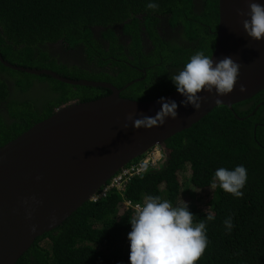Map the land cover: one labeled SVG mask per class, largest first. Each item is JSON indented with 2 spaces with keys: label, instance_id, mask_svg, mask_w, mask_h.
I'll list each match as a JSON object with an SVG mask.
<instances>
[{
  "label": "trees",
  "instance_id": "1",
  "mask_svg": "<svg viewBox=\"0 0 264 264\" xmlns=\"http://www.w3.org/2000/svg\"><path fill=\"white\" fill-rule=\"evenodd\" d=\"M180 1L185 0H155L159 8L153 11L146 8L149 0H0V53L12 65L35 69V55L42 64H54L47 61L48 43L61 40L71 48L83 44L90 54L96 48L91 27L121 22L131 17V8L136 13H160ZM209 2L217 13L218 0ZM166 4L171 6H162ZM37 78L0 63V147L51 116L50 110L41 114L19 109L9 99L8 84L17 93ZM41 78L61 90L58 105L76 97L81 102L100 97V88L72 87L51 77ZM174 91L170 83L163 91L135 90L128 97L150 101ZM18 117L22 119L16 121ZM162 148L165 161L158 170L131 179L122 192L113 190L95 203H84L59 227L37 238L16 264H130L127 234L134 213L124 202L142 203L146 194L159 195L173 205L187 202L194 223L207 214L215 216L207 222L210 243L196 264H264V90L231 110L214 108L191 128L167 139ZM241 164L248 173L242 198L211 188L217 168ZM228 216L234 223L230 234L223 224Z\"/></svg>",
  "mask_w": 264,
  "mask_h": 264
},
{
  "label": "water",
  "instance_id": "2",
  "mask_svg": "<svg viewBox=\"0 0 264 264\" xmlns=\"http://www.w3.org/2000/svg\"><path fill=\"white\" fill-rule=\"evenodd\" d=\"M248 0H218V25L213 59L231 57L240 64L238 81L232 93L206 97L199 111L178 108V117L162 126L135 129L133 118L153 116L161 108L157 101H134L119 96L107 84L68 80L57 74L0 63L11 70L31 75H49L61 82L86 87H103L111 95L76 102L57 109L50 117L0 147V264H16L35 240L59 227L100 190L119 170L143 156L154 146L191 128L214 108L244 102L264 90V40L254 41L242 27L237 10H246ZM264 3V0H259ZM243 84L246 91L240 92ZM163 97H183L174 91ZM127 124L128 127L124 128ZM33 205L32 219L26 218L25 200ZM37 225L33 232L31 225Z\"/></svg>",
  "mask_w": 264,
  "mask_h": 264
},
{
  "label": "flooded vegetation",
  "instance_id": "3",
  "mask_svg": "<svg viewBox=\"0 0 264 264\" xmlns=\"http://www.w3.org/2000/svg\"><path fill=\"white\" fill-rule=\"evenodd\" d=\"M209 1L212 2L180 1V5L166 7L165 12L160 13L148 10L136 13L137 11L131 8V17L121 22L91 27L92 40L95 41L93 47L96 48L92 49L90 54L83 44H76L71 48L59 40L46 44L49 54L47 61L54 64H42L38 59L39 55H35L34 64H37L38 70L51 71L68 80L107 84L125 99H130L128 95L135 90L163 91L164 87L171 83L169 76L179 71L196 50L204 49L212 54L216 40L218 9L216 13ZM173 8L175 9L171 11ZM35 76L39 78L34 79L30 87H25L17 93L11 84H8L9 99L15 102L19 109L38 110L41 114L50 110L53 114L64 105L81 102L76 97L58 105L61 90H54L44 81L46 79L41 78L51 76ZM89 88H100L97 93L99 98L112 94L110 88ZM54 103L57 107L51 108ZM8 116L5 115L6 119H9ZM20 119L22 118H15L16 121Z\"/></svg>",
  "mask_w": 264,
  "mask_h": 264
},
{
  "label": "clouds",
  "instance_id": "4",
  "mask_svg": "<svg viewBox=\"0 0 264 264\" xmlns=\"http://www.w3.org/2000/svg\"><path fill=\"white\" fill-rule=\"evenodd\" d=\"M146 8L156 11L159 4L149 0ZM242 17V27L246 35L254 41L264 40V3L259 0H248L246 10H237ZM240 64L229 56L213 59L204 50H196L184 63L183 67L171 74L169 80L183 99L178 103L167 97H160L161 108L153 116L140 115L133 118L129 114L135 129H151L162 126L168 119L178 117V108L191 107L199 111L206 99L202 92L216 95V104H221L220 97L233 92L238 81ZM240 92L246 91L243 84ZM143 95V94H142ZM128 125L125 124L124 128ZM248 180L247 169L237 165L232 169L219 167L215 170L211 188L219 187L234 198H242ZM26 205V218L32 219L33 205L39 201L32 198ZM215 216L207 214L206 219L194 223V214L189 210L187 202L176 205L159 195L146 194L142 203H137L130 220L131 231L127 234L130 252V264H196L205 253L210 241L207 235V222L214 221ZM227 233L234 228L233 217L228 216L223 221ZM35 232L37 225H31ZM238 254V253H237Z\"/></svg>",
  "mask_w": 264,
  "mask_h": 264
},
{
  "label": "built area",
  "instance_id": "5",
  "mask_svg": "<svg viewBox=\"0 0 264 264\" xmlns=\"http://www.w3.org/2000/svg\"><path fill=\"white\" fill-rule=\"evenodd\" d=\"M165 161V151L162 146H154L150 148L139 159L132 161L121 170H119L100 190H98L89 201L97 202L104 198L108 192L116 190L122 192L125 190L128 182L136 177H140L149 171L158 170ZM137 203L125 201L124 207L134 213Z\"/></svg>",
  "mask_w": 264,
  "mask_h": 264
},
{
  "label": "rangeland",
  "instance_id": "6",
  "mask_svg": "<svg viewBox=\"0 0 264 264\" xmlns=\"http://www.w3.org/2000/svg\"><path fill=\"white\" fill-rule=\"evenodd\" d=\"M46 65H49V64H46Z\"/></svg>",
  "mask_w": 264,
  "mask_h": 264
}]
</instances>
